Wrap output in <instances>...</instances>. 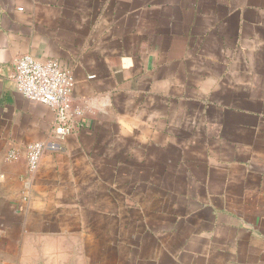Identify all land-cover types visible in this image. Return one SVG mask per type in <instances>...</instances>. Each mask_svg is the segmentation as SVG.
Here are the masks:
<instances>
[{
	"label": "crops",
	"instance_id": "1",
	"mask_svg": "<svg viewBox=\"0 0 264 264\" xmlns=\"http://www.w3.org/2000/svg\"><path fill=\"white\" fill-rule=\"evenodd\" d=\"M23 55L72 72L82 115L63 139L15 88ZM261 244L264 0H0V264H197L184 254Z\"/></svg>",
	"mask_w": 264,
	"mask_h": 264
},
{
	"label": "built area",
	"instance_id": "2",
	"mask_svg": "<svg viewBox=\"0 0 264 264\" xmlns=\"http://www.w3.org/2000/svg\"><path fill=\"white\" fill-rule=\"evenodd\" d=\"M12 81L26 99L51 108L54 113L51 134L55 138L63 139L74 131L82 110L70 103L74 85L70 70L61 67L55 60L40 62L30 55H23L15 62ZM43 152L42 142L27 144L25 157L29 171L37 168ZM16 156L15 150L8 154L10 158Z\"/></svg>",
	"mask_w": 264,
	"mask_h": 264
},
{
	"label": "rangeland",
	"instance_id": "3",
	"mask_svg": "<svg viewBox=\"0 0 264 264\" xmlns=\"http://www.w3.org/2000/svg\"><path fill=\"white\" fill-rule=\"evenodd\" d=\"M60 245L63 244L61 243ZM76 246L79 245L76 244ZM258 248L256 252L252 251L251 254L244 251L240 252V254L238 253L236 256L233 254L221 255V253L209 252L207 254L208 259L206 258L207 260H201V258L189 259L191 257L184 254L182 262L185 263L186 259H188L189 262H198L197 264H264V246L261 244L258 245ZM260 249L263 251V254L260 253ZM105 255L107 256L106 258H104L102 253L101 258V252L88 250H72L68 252L64 250L60 253V259L58 261L55 259L52 260L50 257L43 262L39 259L38 264H57V262L58 264H123L125 262L119 258L116 261V256L113 252L108 251Z\"/></svg>",
	"mask_w": 264,
	"mask_h": 264
}]
</instances>
